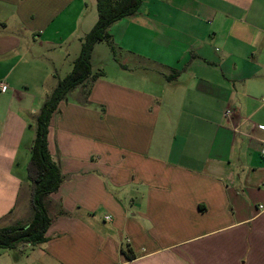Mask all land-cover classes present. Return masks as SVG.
I'll use <instances>...</instances> for the list:
<instances>
[{"label":"crops","instance_id":"1","mask_svg":"<svg viewBox=\"0 0 264 264\" xmlns=\"http://www.w3.org/2000/svg\"><path fill=\"white\" fill-rule=\"evenodd\" d=\"M90 2L0 0V227L32 218L36 116ZM108 32L115 55L91 52L103 75L48 124L63 175L48 239L0 248V264H264V0H142Z\"/></svg>","mask_w":264,"mask_h":264},{"label":"trees","instance_id":"2","mask_svg":"<svg viewBox=\"0 0 264 264\" xmlns=\"http://www.w3.org/2000/svg\"><path fill=\"white\" fill-rule=\"evenodd\" d=\"M142 0H96L97 20L92 28L81 37L80 51L74 59L68 74L58 78L51 93L46 97L36 116L35 137L30 146V158L26 165V176L30 181L31 220L24 225L0 227V248L12 249L18 244L28 243L32 246L45 242L46 231L51 224L46 198L55 192L63 175L47 148V128L52 114L69 92L78 86H86L103 75L101 70L93 71L91 52L97 42L105 41L115 55V47L108 32L109 26L123 17L137 11ZM87 95L88 90H85ZM87 103V100H84ZM127 258H132L131 250L122 249Z\"/></svg>","mask_w":264,"mask_h":264},{"label":"rangeland","instance_id":"3","mask_svg":"<svg viewBox=\"0 0 264 264\" xmlns=\"http://www.w3.org/2000/svg\"><path fill=\"white\" fill-rule=\"evenodd\" d=\"M89 2L90 1H95V0H88ZM89 4H92L91 2L89 3ZM93 8H95L94 6H92ZM92 8V12H94V10L95 9H93ZM103 45V44H102ZM106 48L108 49V50H110V47L109 46H106ZM107 50V52H104V54H102V60L105 62V60H107V57L109 58V55H110V51H108ZM100 55V54H99ZM97 57V54L95 55V58ZM98 58V57H97ZM109 60V59H108ZM97 62H99V61H97L96 60V62H93V64H97ZM96 66V65H95ZM23 173H24V179H25V181H28L29 182V180L27 179V176H26V168L24 167L23 168ZM22 180V179H21ZM105 210H106V208L104 207V208H101V209H98V213H100V216H101V227H102V229L103 228H105V227H107V225L109 224V222H106V221H103V219H102V216L105 214ZM124 249L127 251V247H126V245L124 246Z\"/></svg>","mask_w":264,"mask_h":264},{"label":"built area","instance_id":"4","mask_svg":"<svg viewBox=\"0 0 264 264\" xmlns=\"http://www.w3.org/2000/svg\"><path fill=\"white\" fill-rule=\"evenodd\" d=\"M4 88H5V85H0V89H4ZM225 114L230 116L232 114V112H231V110L228 109ZM105 218L110 219V216L107 215V216H105Z\"/></svg>","mask_w":264,"mask_h":264}]
</instances>
